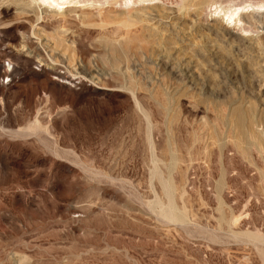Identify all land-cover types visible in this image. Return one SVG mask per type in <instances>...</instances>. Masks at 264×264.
<instances>
[{"label": "rangeland", "instance_id": "obj_1", "mask_svg": "<svg viewBox=\"0 0 264 264\" xmlns=\"http://www.w3.org/2000/svg\"><path fill=\"white\" fill-rule=\"evenodd\" d=\"M199 1L0 0V264H264V0Z\"/></svg>", "mask_w": 264, "mask_h": 264}, {"label": "bare ground", "instance_id": "obj_2", "mask_svg": "<svg viewBox=\"0 0 264 264\" xmlns=\"http://www.w3.org/2000/svg\"><path fill=\"white\" fill-rule=\"evenodd\" d=\"M22 1V0H21ZM31 2H35V3H38V5H39V3L41 4V5H44L45 7H47V9L48 10H50V12L49 13H51V14H47L46 16L48 17V15H50V16H52V17H56V19H58V18H60L61 20H59V21H64V19L67 17V15L69 16L71 13H74L75 14V12H80V13H78V17L80 18V20L82 21H84V19H86V16H91V17H93L92 15L94 14V13H92L93 11L95 12V15H97V16H103V15H101V10H102V7L104 6V5H107V6H110V7H119V8H121V9H123V13H126L127 14V17H126V14H125V19L123 20V22H120L121 24L123 23L124 25H126L127 26V24H129V25H131V23H132V21H133V18L132 17H129L130 15H128L129 14V12H128V10L129 9H131V7L132 6H134V5H136L137 3H141L142 2V0H30ZM211 1V0H210ZM29 2V1H28ZM147 2V1H146ZM205 2H208V4H209V0H204V1H199L195 6H192L193 7V9L192 10H190V8H191V6H190V8H189V10L190 11H193V12H195V13H198L199 11L201 12V10H204L203 8V6L202 5H207V3H205ZM14 3V2H13ZM16 3V2H15ZM18 3V2H17ZM34 3V4H35ZM145 3V2H144ZM194 3V2H193ZM28 4V3H27ZM32 4V3H31ZM195 4V3H194ZM15 5V4H14ZM25 4H22V8H23V6H24ZM33 5V4H32ZM139 5V4H138ZM137 5V6H138ZM141 5H143V4H141ZM141 5H139V6H141ZM213 5H214V3H213ZM216 5V4H215ZM214 5V6H215ZM241 5V4H240ZM26 6V5H25ZM139 6H138V10L140 9L139 8ZM147 6V5H146ZM203 8H202V7ZM209 6H211V5H209ZM208 6V7H209ZM148 7L149 6H147V9H148ZM105 8V7H104ZM137 8V7H136ZM135 8V9H136ZM145 8V7H144ZM143 8V9H144ZM202 8V9H201ZM207 8V7H206ZM217 8V6L215 7V9ZM25 9V8H24ZM23 9V10H24ZM113 9V8H112ZM115 9V8H114ZM113 9V10H114ZM133 9V8H132ZM143 9H141V11L143 10ZM218 9L220 10V13L221 12H223V14L222 15H224V17L226 18V22L228 23V22H232L233 24L235 23V26H237L238 25V23L241 21L240 20V14H242V12L244 11V9H249V10H251V12L253 11V12H262V11H264V3L263 4H249L248 6H244V8L242 7H236V8H234L233 10H230V7H229V9H227V8H225L224 7V9L223 8H221V6L220 7H218ZM226 9V10H225ZM29 10H31V9H29ZM149 10H150V8H149ZM153 10V9H152ZM90 11V12H89ZM118 11H119V9H118ZM183 11V10H182ZM46 12V11H45ZM137 12H140V11H137ZM144 12H145V10H144ZM193 12H192V14H193ZM203 12V11H202ZM219 12V11H218ZM48 13V12H47ZM70 13V14H69ZM122 13V12H121ZM187 13V12H186ZM106 14H107V11H106ZM143 14H145V13H143ZM45 15V14H44ZM77 15V14H76ZM75 15V16H76ZM74 16V15H73ZM122 16H124V14L122 15ZM139 16V15H138ZM52 17H50V18H52ZM58 17V18H57ZM78 17H76V18H78ZM90 17V18H91ZM223 17V16H222ZM221 17V18H222ZM72 18V17H71ZM74 18V17H73ZM95 18L97 19L98 17H96L95 16ZM129 18H131L130 20H132L131 21V23H129L130 22V20H129ZM142 18V17H141ZM55 19V20H56ZM95 19V20H96ZM102 19H103V17H102ZM123 19V18H122ZM143 19V18H142ZM78 20V19H77ZM92 20V19H91ZM80 21V22H81ZM82 21V22H83ZM97 21V20H96ZM100 21H102V20H100ZM104 21H105V19H104ZM143 21V20H142ZM142 21H140V22H142ZM225 21V20H224ZM86 22V21H85ZM92 22H93V20H92ZM98 22H99V20H98ZM134 22V21H133ZM222 22H223V18H222ZM99 23H101V22H99ZM137 23V22H136ZM225 23V22H224ZM226 23V24H227ZM135 23H133V25H134ZM144 24V23H143ZM225 24V25H226ZM231 24V23H230ZM237 24V25H236ZM228 25V24H227ZM125 26V27H126ZM240 26V25H239ZM101 27V26H100ZM241 31V30H240ZM130 39V38H129ZM39 40V39H38ZM42 40V39H41ZM128 41V40H127ZM59 80V79H58ZM62 81V80H61ZM65 82H63L62 84H64ZM65 85V84H64ZM67 85H69V83L67 84ZM237 118H239V115L237 116ZM242 119V118H241ZM235 122L237 123V121L235 120ZM240 122V121H239ZM244 128V127H243ZM244 132V131H243ZM250 134V133H249ZM253 135V134H252ZM242 136V135H241ZM251 136V135H250ZM254 138V137H253ZM253 138H251L252 140H254ZM258 144V143H257ZM257 144H255V145H257ZM259 145V144H258ZM259 148V147H258ZM153 175L154 176H157L158 177V180H159V182H160V186L162 187V190H163V192H164V197L166 198L165 199V204L164 205H162V204H160V202H158V201H156L155 202V208H157V213H158V215L161 217V219H164V220H166V221H169V222H173V223H175V222H183V214L181 213V212H178V210L174 207V205H173V196H174V189H173V187L170 185V183L169 182H167V180L166 181H164V180H162L158 175H157V173H156V171H155V168H153ZM151 205V204H150ZM154 207V206H153ZM151 209V208H150ZM246 236H248V237H251V238H254L255 240H260L261 238L260 237H257V236H254V235H251V234H246ZM260 242V241H259Z\"/></svg>", "mask_w": 264, "mask_h": 264}]
</instances>
